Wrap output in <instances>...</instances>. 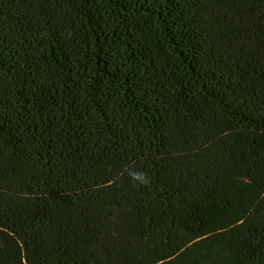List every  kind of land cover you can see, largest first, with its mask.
I'll return each instance as SVG.
<instances>
[{
    "label": "trees",
    "instance_id": "1",
    "mask_svg": "<svg viewBox=\"0 0 264 264\" xmlns=\"http://www.w3.org/2000/svg\"><path fill=\"white\" fill-rule=\"evenodd\" d=\"M0 264H264V0H0Z\"/></svg>",
    "mask_w": 264,
    "mask_h": 264
}]
</instances>
